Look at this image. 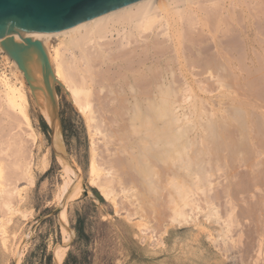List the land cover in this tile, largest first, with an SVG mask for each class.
Returning <instances> with one entry per match:
<instances>
[{
	"label": "bare ground",
	"instance_id": "1",
	"mask_svg": "<svg viewBox=\"0 0 264 264\" xmlns=\"http://www.w3.org/2000/svg\"><path fill=\"white\" fill-rule=\"evenodd\" d=\"M53 37L58 39L57 44L50 43ZM37 40L44 48L47 64L41 56L29 73H22L9 54L0 50L4 61L11 63L9 73L0 72V111L14 112L19 125L27 130L23 132L35 143V130L28 114L26 78L31 88L37 89L33 93L36 107L49 123L53 122L55 150L59 153L61 134L48 88H52L51 82H60L84 117L87 130L92 126L130 129L133 140L128 162L136 174L128 171L127 178L167 205L168 224L183 226L194 222L203 233L207 229L198 222V214L203 213L210 224L220 223L217 237L214 239L212 234L207 238L212 243L222 239L226 250L222 253L230 264H236L235 250L239 249L240 235L237 238L230 235V212L222 217L215 203L219 194H214V186L220 182L214 176L226 168L233 170L226 177L227 182L221 184L225 191L238 184L229 178L240 175L236 170L244 167L248 183L255 185L264 165L260 151L264 142V111L256 102L262 95L255 89L261 86L257 84L264 83L261 80L264 76V0H136L61 31L37 34ZM250 87L256 90L252 93L257 99L250 96ZM88 134V182L97 184L96 175L104 167L96 159L92 135ZM17 137V140L10 138L13 143L7 147L0 148V207L5 211L3 216L10 214L7 220L19 212L15 208L18 206L12 205V196L16 195L18 202L23 199L22 188L11 185L6 172L7 158L11 155L8 151L12 147L14 159L10 166L19 171L17 176L13 174L16 179L12 178L16 181L26 178L29 184L33 183V152L28 149L30 154L25 156L23 141ZM41 164L45 168V159ZM67 166L64 159L65 172H68ZM67 182L59 190L64 200L67 196L79 195L70 194L72 189L68 190ZM141 203L139 199L131 203L138 208V211L132 210L141 213ZM145 212L146 219L148 211ZM160 216L157 219L161 220ZM144 228L145 232L149 229ZM7 234L6 225L0 219L1 242L5 247ZM256 242L254 261L264 264V238ZM21 245L15 244L17 256ZM222 247H218L219 251ZM240 257L237 258L242 260Z\"/></svg>",
	"mask_w": 264,
	"mask_h": 264
},
{
	"label": "rangeland",
	"instance_id": "2",
	"mask_svg": "<svg viewBox=\"0 0 264 264\" xmlns=\"http://www.w3.org/2000/svg\"><path fill=\"white\" fill-rule=\"evenodd\" d=\"M56 39L53 37L50 43L57 44L58 39ZM2 54L0 55V72L5 70L6 73H9L11 63H8L7 59L4 61L5 58L1 57ZM203 76L207 75H201V77ZM250 76L248 77L251 81ZM261 80H264V76ZM250 83L253 84V82ZM24 85L29 93L28 114L35 130V143H32L31 138L26 135L25 126L19 125L14 112L10 111L5 114L3 113L5 111H0V141H4L3 145L0 142V148L7 147L13 139H18L17 136L22 139L24 145H21L25 156H28L31 150L33 152V183L29 184L26 178V180L19 178V180L17 179L18 182L13 179H16V174L19 171L10 166V161H13L11 159H14L12 147L8 151L12 157L10 155L7 158L8 171L6 172L8 178L12 179V181L9 179L12 182L11 185L14 183L18 188H22L23 199L18 202V197L12 196V205L18 206L15 208L19 212L11 214L10 220H7L10 214L3 216L5 211L0 207V219L5 223L8 232L6 247L3 246L0 236V264H17V255L14 250L15 244L18 247L20 243L22 245L19 249V256H17L19 264H63L65 260L68 264H230L224 255L226 250L222 247V239L219 238L218 242L221 240L219 243H215V241L212 243L211 238H207L212 234L211 237L214 239L217 237L220 223L210 224L203 218V213H200L198 214V222L205 226L208 231L211 230L210 233L206 232L207 230L202 233V229L194 222L183 226L169 225L167 218L170 210L167 205L158 202L149 191L129 182L127 172L136 174L129 167L130 163L128 162L130 157L129 146L133 140L129 128L111 127L106 129L102 126L88 128L92 135L96 159L104 167L96 175L97 184H90L87 174L90 150L89 132L84 117L74 106L70 96H68V91L60 82H51L56 120L61 134L59 155L55 150L54 127L52 133L47 124L49 122L34 102L33 93L37 92V89H32L31 83L29 84L26 78ZM257 85H261L260 87L256 86L257 88L254 87L259 91L253 90L251 85V93L256 91L257 94L262 95V98L257 99L255 97L257 96L255 95L256 92L252 93L254 96L252 94L250 96L257 99H255L256 102L258 101L262 105L261 108L264 111V102L261 103L264 100V83ZM45 91L44 87L43 93L45 95H43L47 99L48 96ZM44 123L47 125L46 130H44ZM260 151L261 157L264 158V142ZM43 159L46 162L45 168L41 164ZM64 159L68 162V172L63 170ZM226 169L219 171L214 176V179L220 182V185L214 186V194H219L215 197V203L218 205L222 217H226L227 213L230 212V235L234 238L240 235V242L237 244L240 250L237 247L233 248V251L236 248L240 251L235 250L236 260L239 261L235 263L242 264L244 261V264H263L262 261L255 263L256 253L254 256V249L257 248L256 241L260 237L264 238V165L261 166V172L256 178L255 185L248 183V177L243 174L244 167H239L236 171L241 174L229 178L233 181L237 180L238 184L222 191L223 183L227 182L226 177L230 176V171H233L229 168ZM11 170L12 172H9ZM13 174L16 176L14 177ZM108 178L112 180L107 182L106 179ZM77 180L80 181L81 185ZM65 181H68V190L72 189L70 194L79 193L78 196H75L76 198L67 196L64 200V197L60 196ZM106 193L108 194L106 195ZM138 199L142 201L143 211L140 210L141 213L135 212V210L138 211L137 205H135L137 203L133 205L134 207L131 204L138 202ZM226 200L229 202L225 203ZM133 208L135 210H132ZM153 208L157 210L152 211ZM114 210L118 213H115ZM145 210L148 211L146 219ZM22 212L24 215L21 214ZM127 213L132 214V217H129ZM140 214L143 215L142 218L139 217ZM160 214L162 215L161 220L157 219V215H159L158 218L161 217ZM152 215L155 217L154 219ZM163 219L164 221H162ZM153 223H156L157 226ZM142 225L143 228L146 226V230L149 228V232H145V228L140 227ZM194 225L195 227H193ZM140 228L143 229L144 233L139 230ZM229 245L231 247L230 242ZM218 247H222L220 251ZM49 252L51 259L47 258ZM237 252L242 257L238 256ZM237 257L242 258V260Z\"/></svg>",
	"mask_w": 264,
	"mask_h": 264
},
{
	"label": "water",
	"instance_id": "3",
	"mask_svg": "<svg viewBox=\"0 0 264 264\" xmlns=\"http://www.w3.org/2000/svg\"><path fill=\"white\" fill-rule=\"evenodd\" d=\"M134 1L0 0V50L9 54L22 73H29L41 56L47 64L37 34L61 31ZM48 92L53 99L52 88ZM47 124L53 133V122Z\"/></svg>",
	"mask_w": 264,
	"mask_h": 264
},
{
	"label": "trees",
	"instance_id": "4",
	"mask_svg": "<svg viewBox=\"0 0 264 264\" xmlns=\"http://www.w3.org/2000/svg\"><path fill=\"white\" fill-rule=\"evenodd\" d=\"M43 126H44V130H46L47 125L44 123ZM47 258H48V259H51V253H50V252L48 253ZM63 264H68V263H67V260H65Z\"/></svg>",
	"mask_w": 264,
	"mask_h": 264
}]
</instances>
